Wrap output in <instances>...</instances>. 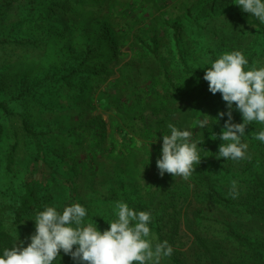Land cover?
Segmentation results:
<instances>
[{"label": "trees", "instance_id": "1", "mask_svg": "<svg viewBox=\"0 0 264 264\" xmlns=\"http://www.w3.org/2000/svg\"><path fill=\"white\" fill-rule=\"evenodd\" d=\"M136 5L142 13L137 31L131 15ZM205 5L179 0L164 12L158 0H0V95L6 92L0 98V256L16 241L30 243L36 214L47 207L62 213L78 203L87 210L85 226L96 223L103 232L118 219L116 203L124 202L151 214L153 245L167 241L173 248L160 264H264V143L254 138L264 124L246 128L248 158L216 159L219 146L228 143L219 139L228 117L218 118L227 108L221 94L209 92L206 70L198 66L205 55L210 68L218 49L242 52L249 61L245 71L264 67V23L239 6L230 22L246 28L251 40L235 43L231 34L217 43L216 29L194 26L195 9ZM147 20L168 34L154 30L150 37ZM122 42L131 43L133 64L152 59L156 65L136 67L133 81L116 77ZM192 47L204 54L190 64ZM146 85L151 94L141 91ZM103 101L114 111L107 120ZM184 113L191 118L180 128ZM201 120L206 128L199 127ZM233 122L243 123L235 110ZM168 124L192 131V141L200 142L202 160L188 180L146 175L141 164L147 160L149 172L157 168L162 137L171 135ZM25 143L35 152L22 161ZM208 154L216 173L230 178V188L237 182L236 198L215 185ZM53 264L74 262L61 251Z\"/></svg>", "mask_w": 264, "mask_h": 264}, {"label": "clouds", "instance_id": "2", "mask_svg": "<svg viewBox=\"0 0 264 264\" xmlns=\"http://www.w3.org/2000/svg\"><path fill=\"white\" fill-rule=\"evenodd\" d=\"M242 11L264 23V0H238ZM249 61L240 51L224 53L207 68L203 76L208 90L213 95L220 93L226 103L227 112L218 113V118L227 115L219 139L216 159L241 160L248 158V145L242 143L248 125L253 122L264 124V67L253 65L245 71ZM235 105V109L233 108ZM242 114L243 123L233 122V111ZM218 121V120H217ZM207 120L199 121L206 128ZM171 135L162 137V150L156 160L159 175L165 173L188 180L194 165H199V141L193 142V132L180 130L168 124ZM216 137V136H215ZM217 138V137H216ZM264 143V131L254 134ZM237 182L232 181L229 195L238 196ZM118 219L107 223L101 232L95 223L84 224L87 210L80 204L64 208L60 213L55 207H47L35 217V232L28 237L30 243L15 242L0 256V264H53L61 251L70 256L74 264H160L161 259L170 257L173 248L167 241L153 245L149 224V212H136L127 203L117 202Z\"/></svg>", "mask_w": 264, "mask_h": 264}, {"label": "rangeland", "instance_id": "3", "mask_svg": "<svg viewBox=\"0 0 264 264\" xmlns=\"http://www.w3.org/2000/svg\"><path fill=\"white\" fill-rule=\"evenodd\" d=\"M177 1H179V0H158V5L163 9L164 12H166V8L168 6L173 5L174 2H177ZM201 3H206V5H205V7H203V9H200V7H197L195 9V10H197V12H195V16H194V19H196L194 22V26L209 24V26H211V28L213 27L214 30L216 29V32H218V34H219V38L216 40L217 43L220 40V35L222 37H224L225 40H228V39H230L231 34L233 36H235V37H233L235 39V43L239 42L241 40H245L246 38L251 40L252 35L247 34L246 28H244V27L242 28V26L237 27L235 25L233 28V25L230 22L232 19L230 17H232L234 10L237 7H239L237 5L238 0H201ZM144 13H146V11ZM147 13H149V12H147ZM141 14L142 13L139 12V7L137 5L131 9V15H132L133 19L139 23L137 25V29L135 31H137L140 28V19L142 17ZM151 24H152V21H151ZM152 25H150V20H147V23H145L143 25V28L146 29V31L150 35V37L154 36V33H153L154 30L157 34H159L160 37L165 36L164 33L168 34V30L166 28H162L160 26H155V25L152 26ZM192 30H194V29H192ZM192 30L187 31L184 35V43L187 45L190 43L189 35L191 34ZM239 33H242L243 35H241V37H240ZM157 39L162 40L160 38H157ZM147 41H148V39H147ZM204 41H205V43H207L208 41H212V40L210 37V38H206ZM130 45H131V43L124 44V42H122V44H120L119 47H121V48L118 50L119 51V55H118L119 61L117 63L118 65H115V68H116L115 70L118 71V75H116V77H118L120 75V73L126 74V75L130 76L131 80L133 81L136 79L137 75L139 74V72L136 71V69L138 67L143 66L142 69H148L152 65H156V64H155L154 60H152V59H150L145 65L144 64L142 65V63H140L139 65L133 64L132 63L133 62L132 61L133 56H132L131 51L128 49V47ZM190 51H187V53L192 57V61L190 64L197 62L196 58L199 56H202L204 54V51H197L196 49H194V47H192L190 49ZM215 51L216 52H214V55H217L218 58H220V56L224 53H229V52L221 53L218 49ZM203 56L206 59L200 60L201 63L198 66L200 67V69L206 70L209 67L208 64L210 63L211 59L207 58L205 55H203ZM256 65H261V63L257 62ZM142 73H143V71H142ZM141 79H143V77ZM158 81L159 80H157V82ZM112 89H114V86L112 87ZM141 89H142L141 90L142 92L146 91L149 94H151V92L153 91V88L150 85L142 86ZM163 89H164V86L161 88V90H163ZM3 95L6 96L5 91L0 95V98L3 97ZM145 99H146V97H145ZM102 107L104 110L102 112L103 119L107 120L108 116L110 114H113L114 111L109 109L106 101H103ZM50 115H52L53 119L57 118L56 115H53V114H50ZM45 118L47 120H49L51 123L54 122L53 119L51 118V116H46ZM151 118H153V117H151ZM190 118H191L190 115L184 113V115H182V117L180 119V123L183 122L184 124L180 125V128H182L185 125V122L189 121ZM36 125L39 127L40 123L36 124ZM26 141H28V143H29V140H26ZM28 143L21 144V148H19V152H20L19 154H22L20 160H22V161L26 157H28L29 154H27V153H34L35 152V150H33L32 145H30V144L28 145ZM120 143L123 144L122 141H120ZM12 144H13V140L10 139L8 146H7L8 149H9V147H11ZM8 149H6V150H8ZM149 154H150V152H149ZM205 162L207 164V172L210 175V177L213 179V181H214L215 185L217 186V188L219 189V191L226 193L230 189V186H229L230 178L228 176H223V175L216 173V171H215L216 170L215 159L212 155L208 154L205 158ZM141 164L146 169L145 174L149 173L146 175H152L154 177L160 176L157 168H153L150 172L148 171L150 169V166L147 163V160H144ZM21 165H22V162H21ZM25 165L18 166L17 168L23 170L24 167H26ZM58 174L61 176V179L59 178L61 181L62 180L65 181V179H67L66 176L62 175L63 174L62 171H59ZM165 176L172 177L171 174L165 173L162 178H165ZM217 177H222V179L224 181H222L220 183H218V182L216 183ZM188 233H189V231L186 228H184L183 234L186 235ZM184 240L187 241L188 238H184Z\"/></svg>", "mask_w": 264, "mask_h": 264}]
</instances>
